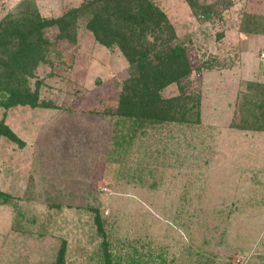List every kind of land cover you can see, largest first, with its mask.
Segmentation results:
<instances>
[{
    "label": "rangeland",
    "instance_id": "obj_1",
    "mask_svg": "<svg viewBox=\"0 0 264 264\" xmlns=\"http://www.w3.org/2000/svg\"><path fill=\"white\" fill-rule=\"evenodd\" d=\"M23 1L0 0V20ZM82 1L34 3L52 18ZM153 1L186 47L184 85L201 95L199 121L166 120L116 144L126 132L114 114L126 59L95 40L88 15L75 40L44 28L48 60L29 83L40 80V100L53 106L0 107L23 142L0 138V264H54L63 240V264H106L109 251L111 264H264V131L237 127L264 100V34L239 30L264 22V0H216L222 16L211 21L185 0Z\"/></svg>",
    "mask_w": 264,
    "mask_h": 264
},
{
    "label": "trees",
    "instance_id": "obj_2",
    "mask_svg": "<svg viewBox=\"0 0 264 264\" xmlns=\"http://www.w3.org/2000/svg\"><path fill=\"white\" fill-rule=\"evenodd\" d=\"M185 2L200 21L222 16L221 11L214 9L216 0L210 3L200 0ZM85 15H88L86 28L95 40L107 48L116 46L130 71L122 83L114 111L118 124L121 122L126 129L125 133L116 135V144L120 141L122 145L125 137H134L145 126L158 125L166 120L199 121L201 95L188 92L184 85L191 74L186 47L175 41L177 35L173 25L153 0H83L79 6L52 18L41 16L34 0H24L16 13L7 14L0 20V107L53 106L52 102L40 100V80H35L33 88L29 83L38 63L48 60L46 55L52 45L43 35V29L55 26L58 39L75 40L78 19ZM239 30L264 34V22L246 21ZM172 83L177 85L179 94L164 97L161 91ZM258 86V89H264V84ZM258 108L261 114L255 116L251 124L244 120L237 127L264 131L263 99ZM2 136L23 144L3 117L0 118V138ZM0 202L7 203V197L1 192ZM91 210L96 212V231L102 236L103 251L107 252L103 219L96 209ZM65 246L63 240L54 264H63ZM108 254L106 264H111L113 259L110 257L114 256L110 251ZM116 264L119 263L116 261Z\"/></svg>",
    "mask_w": 264,
    "mask_h": 264
},
{
    "label": "crops",
    "instance_id": "obj_3",
    "mask_svg": "<svg viewBox=\"0 0 264 264\" xmlns=\"http://www.w3.org/2000/svg\"><path fill=\"white\" fill-rule=\"evenodd\" d=\"M261 46H263L264 47V40L262 41V44H261ZM264 52V51H263Z\"/></svg>",
    "mask_w": 264,
    "mask_h": 264
},
{
    "label": "built area",
    "instance_id": "obj_4",
    "mask_svg": "<svg viewBox=\"0 0 264 264\" xmlns=\"http://www.w3.org/2000/svg\"><path fill=\"white\" fill-rule=\"evenodd\" d=\"M264 55V54H263Z\"/></svg>",
    "mask_w": 264,
    "mask_h": 264
}]
</instances>
